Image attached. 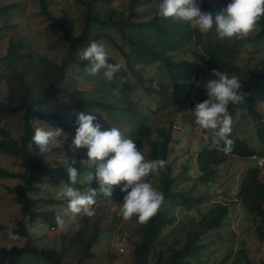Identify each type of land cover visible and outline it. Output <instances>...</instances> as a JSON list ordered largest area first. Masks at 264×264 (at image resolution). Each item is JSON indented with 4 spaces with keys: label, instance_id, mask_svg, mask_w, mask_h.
<instances>
[{
    "label": "rangeland",
    "instance_id": "obj_1",
    "mask_svg": "<svg viewBox=\"0 0 264 264\" xmlns=\"http://www.w3.org/2000/svg\"><path fill=\"white\" fill-rule=\"evenodd\" d=\"M45 1L47 3L46 10L58 18L63 13L62 9H67L71 34L77 36L82 25L84 2L87 0ZM127 1H98L94 9L105 14L106 7H109L117 12L124 11L128 14V11L124 8ZM205 1L212 6L214 11L221 10L229 3L228 0ZM13 3H19L20 6L17 8L9 6ZM159 3L160 0H139V5L135 6L138 16H134L133 19L138 22L149 20L155 9L159 7ZM5 7L9 8L5 10ZM168 21L177 28L178 39L187 41L186 30L191 28L190 25L171 18H168ZM111 29H101V33L99 32L100 34L95 41L103 43L107 47L110 57L123 62L117 48L112 45V40L119 45L121 44L126 53L130 52L131 49L123 43L124 40L120 32ZM146 31L145 26H142V30L139 32H136V29L133 28L127 29V32L143 36ZM148 34H150L148 36L151 39L160 40L162 44L158 49L161 48L167 51L175 59L187 58L191 61L194 72L192 80L181 83L178 90L169 87L167 94L157 93L156 91L164 88L167 79L164 64L156 62L144 65L145 63L134 59L133 69L127 72L130 90L122 95H118L115 90H112L114 95L108 100L105 96L106 91L101 87L102 85L104 88L108 87L111 85L110 81L107 78L102 79V84L98 83L91 75H86L84 69L87 67L88 62L79 59L77 63L68 68L63 84L67 86L69 91H78L80 94H86L105 103L109 101L108 109H103L94 104L73 103L67 96L60 95L59 99L49 101L41 109L44 114L53 118L48 121H41L43 126L51 125L52 127L62 128L64 133L67 134V140L62 135L58 138L59 140L50 145V151L46 153H40L34 142L31 145V140L28 147L42 154L44 161L49 165L64 166L68 162L71 163L72 160H75L76 164L85 165V168L80 171L81 176L79 177V179H83V176L88 172H94V168L90 167L87 162L88 150L79 148L73 151L72 140L76 133L63 124V122L76 124L74 110L95 115L97 117L95 123L102 126V131L110 130L111 126L121 129L129 138L136 141L138 148L149 160H152L148 157L149 143L151 141L157 143L161 141L163 136L159 134L158 129L159 127L165 128L170 134L165 157L166 167L159 172L150 174L147 180L159 191H162V179H168L169 189L176 195L183 194L191 200H195L196 197L200 196L202 200L199 204H194L188 211L183 205H178L172 210L179 219L178 228L176 227L169 235H167L169 229L164 231L165 236L161 239V242L164 244L175 242V246L180 247L184 243L186 233L195 228L193 219H199L200 213H207L217 203H228L229 213L224 218L221 227L216 230L217 232H210L206 236L211 241L210 247H212V250L209 252L210 255L206 256L205 254L201 258L202 261L197 264H249L244 257L239 258L241 251L245 252L251 264L264 263V237L262 239L257 237V222H254L239 201H236V193L242 178L248 169L255 166L254 162L246 159V156L229 155L227 160L213 167L214 175L208 183H203L198 179L202 172L197 165V153L203 146L208 148L214 146L210 143L212 131L196 130L190 110L195 108V95L198 90L204 88V82L216 77L212 75V72L203 69L202 59L199 53H191L193 47L190 46V43L182 41L183 43L180 46L173 49L172 45H175V43L171 44L170 39L162 40L157 35H152L149 32ZM104 35H109L110 38ZM89 36L91 38V35ZM58 40L59 36H53V30L48 27V20L40 13L38 0H0V56L4 55L9 44L14 42L20 44L19 47L26 48L24 44L31 45L39 54L59 61L61 57H64L66 48L63 46V41L60 40L59 42ZM54 43L56 44L54 45ZM50 44H52V47ZM263 58L264 42L256 47H246L239 54V57L235 58L234 62L240 66L246 65L251 68L255 67ZM80 62L84 64L83 67L79 65ZM233 74L241 79L242 95L245 94L243 88L246 87V83L249 81L248 77L243 70L236 71ZM138 76H141V85L138 83ZM102 77L104 78V75ZM142 85L156 90L145 91ZM8 95H16L19 98L20 90L14 88L10 83H6L0 76V123L3 126L5 125L13 137H17L22 130V121H20L18 115H15L13 104L9 102ZM255 109L264 111V96L260 97ZM232 116L234 120L232 132L246 138L247 143L255 150L254 153L264 152V140H260L256 135L255 125L251 117L242 118L239 111ZM140 128L142 132H139ZM0 168H6L16 173L22 171L18 159L1 153ZM259 178L264 180V167L260 168ZM19 181L16 177L0 176V223L10 228L15 226L16 219L21 216V209L20 205L14 201L13 194L8 188L16 185ZM122 184L113 186L112 197H105L103 194L98 193L97 203L94 206L96 214L92 217L81 215L76 223L67 224L63 230L58 229L56 221L53 225L47 222L35 224L30 230L33 239L31 243L40 250L53 249L59 252L64 247L66 239L79 229L83 230L79 241L85 240L91 231L93 220L101 215L100 225L103 229L97 242L91 247L92 255L84 260L83 264H132L131 250L133 249V240L137 239L136 220L132 217L130 220L125 221L120 214L121 203L124 195H126L121 191ZM91 185H93V189H99L96 179L92 181ZM37 186L38 188L32 194L33 198L37 200L34 206L35 210L40 213L53 210L55 217L58 213L62 214L67 202L65 199L58 198L57 193L64 185L56 187L49 179H44ZM55 199H58L59 202H55ZM177 200L181 201L179 197ZM60 201H63V203ZM36 221H42L40 216L37 217ZM27 243V236H21L18 240H10L0 232V246H23ZM83 249L82 243H72L64 248L59 256V261L70 264L82 254ZM226 252L228 255H226ZM226 256H228L227 260L220 263ZM152 257V254H149L148 263L152 261ZM0 264L45 263L33 253H27L19 257L0 254Z\"/></svg>",
    "mask_w": 264,
    "mask_h": 264
},
{
    "label": "trees",
    "instance_id": "obj_2",
    "mask_svg": "<svg viewBox=\"0 0 264 264\" xmlns=\"http://www.w3.org/2000/svg\"><path fill=\"white\" fill-rule=\"evenodd\" d=\"M98 1L104 2L106 0H87L84 2V13L80 33L73 36L70 31L69 13L67 9H62L63 13L60 18L54 16L47 11V3L45 0H38L40 13L48 20L49 29L53 30V36H59L63 41V46L66 48L64 57L55 61L43 54H39L32 48L31 45L20 46L11 42L8 46L7 52L0 56V76L10 83L14 88L20 90V97L16 95H8L9 102L13 104V111L15 115L19 116L22 121V130L17 137H13L5 125L0 123V153L19 160L22 167L21 172H12L6 168H0V176L18 178L20 181L8 188L13 194L14 201L20 205L21 216L16 219L14 227L10 228L3 223H0V232L7 236L8 231H12L21 236L28 237V243L23 246L3 247L0 246V254L19 257L22 254L33 253L40 258L45 264H69L59 261V256L64 251V248L70 246L72 243H82L84 249L82 254L73 260L70 264H83V261L92 255L91 247L97 242L102 231L101 215H98L94 220L88 237L79 241L83 230L79 229L72 233L66 239V243L61 251L53 249H37L31 241L32 235L30 230L25 225V218H29L30 224L33 228L35 224L47 222L50 225L55 223V213L53 210L37 212L34 208L37 200L32 196L33 192L38 188L42 180H50L56 187L69 184L67 175V165L53 166L46 163L43 155L38 151L29 148L28 144L34 134L31 122L34 118L40 120H51L53 117L42 112V108L51 100L59 99V96H67L73 103L94 104L103 109H108V103L102 100H96L86 94H80L78 91H69L67 86L63 84L64 77L68 68L79 60L78 54L85 47L88 46L90 40H96L101 33L100 30L107 29L120 32L124 40V44L130 47V52L124 50L123 46L112 40V45L117 48V52L122 56L123 62L109 56V63L120 64L121 69L116 74L115 78L110 81L111 85L102 87L105 91L107 99L114 95L112 90H115L118 95L127 93L130 90L128 86L129 75L128 70L133 69L134 59L138 62L153 64L161 62L165 66L167 75L164 88L156 91L157 93L167 94L169 87L178 90L181 83L192 80L194 76L193 66L189 59H175L170 53L162 50L160 40L151 39L148 32L152 35H157L162 40H171L173 49H176L186 40L178 39L179 35L176 32L174 24L168 19L162 18L158 14V7L155 9L153 16L146 21H136L134 16H138V11L135 6L139 5V0H128L125 3L124 11L117 12L114 9L107 8L106 13H100L94 9ZM109 2L111 0H108ZM230 2V0H228ZM201 3V11H214L212 6L205 0H198ZM9 6H20L19 3H13ZM9 7H5L7 10ZM145 26L147 31L143 35L132 34L127 32L128 28L136 29V32L142 30ZM100 32V33H99ZM144 32V31H143ZM91 35V38L90 36ZM110 38L109 35H104ZM187 41L193 47L192 54L199 53L204 70L212 72L213 69L229 75L241 70L244 71L249 81L246 83L245 102L238 105H229V111L233 115L235 112H240V117H251L255 125V133L260 140H264V111H257L255 109L261 96H264V58L260 60L255 67L248 68L246 65H238L234 62L235 58L245 50L246 47H256L264 42V18L258 23V29L248 38H241L239 40H224L221 41L215 30L210 31L205 38L198 30L189 28L186 30ZM105 37V38H106ZM90 38V39H88ZM111 40V39H110ZM56 43H54L55 45ZM52 47V44H50ZM62 46V44H61ZM26 49V50H24ZM81 67L84 66L82 62L79 63ZM103 73V71L101 72ZM101 73L92 76L98 83H102L103 78ZM139 85L142 84L141 76L137 77ZM145 91H155L150 87L142 85ZM208 99L205 88L197 91L195 95L196 104ZM108 111V110H107ZM64 126L70 127L71 131L76 133V124L63 122ZM159 134L163 139L158 143L151 141L148 157L154 159H164L166 157L167 148L169 144L170 134L165 128L159 127ZM141 131V128L139 129ZM233 141L232 150L229 153L219 151L212 147L203 146L197 153V165L202 174L198 178L203 183H208L214 175V166L227 160L229 155H236L238 157H245L247 154L254 153L255 150L247 143V139L236 132H232L229 137ZM223 146V145H221ZM263 154V151L258 152ZM78 171L85 168L83 164L73 165ZM260 168L254 166L248 169L242 178L236 193V201L242 205L252 217L254 222H257V237L262 239L264 237V180L259 178ZM162 191L166 203L162 209L146 223H140L136 216V232L137 239L133 240L132 264H197L202 261V257L210 255L212 247L211 241L206 238L207 234L216 231L221 227L224 218L228 215V203H217L213 208L209 209L207 213H200L199 219H193L195 228L188 231L185 236L184 243L178 247L175 242L164 244L161 239L165 236L164 231L168 230L171 234L178 224V217L173 213V209L178 205L185 206L188 211L194 204H199L202 197L198 196L195 200H191L188 196L173 193L168 186V179H162ZM74 187L83 190L84 188L92 187L93 185L80 184L79 182ZM181 201H178L177 198ZM54 200V199H51ZM59 200L55 199V202ZM53 202V201H51ZM63 203V201H60ZM67 202V201H66ZM40 216L42 221L37 222V217ZM170 227H172L170 229ZM217 232V231H216ZM218 234V233H217ZM8 237V236H7ZM207 239V240H206ZM227 253V252H226ZM149 254H152V261L148 263ZM228 255V253L226 254ZM239 258L244 257L245 261L251 264L250 259L241 251ZM227 257H224L220 263L225 262ZM254 264H264L263 262Z\"/></svg>",
    "mask_w": 264,
    "mask_h": 264
},
{
    "label": "clouds",
    "instance_id": "obj_3",
    "mask_svg": "<svg viewBox=\"0 0 264 264\" xmlns=\"http://www.w3.org/2000/svg\"><path fill=\"white\" fill-rule=\"evenodd\" d=\"M158 14L165 19L189 24L205 38L214 29L221 41L239 40L250 37L257 30L259 21L264 18V0H230L226 7L215 12H202L198 0H160ZM78 58L88 62L84 69L86 75L95 76L103 71L109 81L121 69L120 64L108 62L107 47L95 40L88 42V46L78 53ZM212 75L216 78L203 84L208 99L197 103L190 111L196 130H211L210 143L217 148L223 145V151L229 153L233 147L229 137L234 123L229 105L244 103L245 97L242 95L241 79L235 74L230 76L213 69ZM73 114L77 127L72 149L88 150L87 162L94 172H88L83 179H79L81 173L73 166L76 161L67 163L70 183L57 193L58 198L67 201L64 212L55 217L58 229L63 230L67 224L76 223L81 215L94 216L98 193L112 197L113 186H120L122 182L121 191L126 193L120 207L122 218L127 221L136 216L140 223L148 222L158 214L166 201L163 192L155 188L147 177L164 169L167 162L164 159H146L136 141L117 127L111 126L110 130L102 131V126L95 123V115L75 110ZM31 125L34 129L31 145L34 142L40 153L49 152L50 145L62 135L65 140L68 138L62 128L43 126L38 118H34ZM94 179L99 184L98 190L88 187L81 191L74 187L78 182L91 185ZM25 225L29 230L32 229L27 217ZM7 236L10 240L19 239L12 231H8Z\"/></svg>",
    "mask_w": 264,
    "mask_h": 264
},
{
    "label": "built area",
    "instance_id": "obj_4",
    "mask_svg": "<svg viewBox=\"0 0 264 264\" xmlns=\"http://www.w3.org/2000/svg\"><path fill=\"white\" fill-rule=\"evenodd\" d=\"M215 147V146H214ZM219 151H223V146L220 148L215 147ZM246 159L252 160L258 168L264 167V155L263 154H256V153H251L246 155Z\"/></svg>",
    "mask_w": 264,
    "mask_h": 264
}]
</instances>
